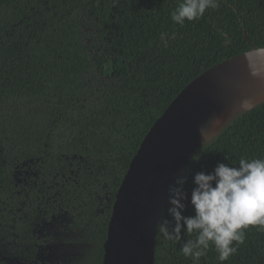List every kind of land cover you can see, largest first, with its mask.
Returning <instances> with one entry per match:
<instances>
[{
  "label": "trees",
  "instance_id": "1",
  "mask_svg": "<svg viewBox=\"0 0 264 264\" xmlns=\"http://www.w3.org/2000/svg\"><path fill=\"white\" fill-rule=\"evenodd\" d=\"M180 2L0 0V264H103L116 196L149 130L205 71L264 49V0H218L183 26L170 17ZM108 69L116 84L96 94L86 75ZM241 157L264 158V102L208 135L171 184L186 167L190 196L195 172ZM167 199L158 219L171 220ZM245 236L223 264H264V230ZM191 239L156 230L153 264H193L180 252ZM199 264H221L214 247Z\"/></svg>",
  "mask_w": 264,
  "mask_h": 264
},
{
  "label": "water",
  "instance_id": "2",
  "mask_svg": "<svg viewBox=\"0 0 264 264\" xmlns=\"http://www.w3.org/2000/svg\"><path fill=\"white\" fill-rule=\"evenodd\" d=\"M264 66L253 50L224 61L189 83L155 122L135 154L116 196L103 264H153L156 222L165 194L187 156L236 115L242 99L264 102ZM251 107V108H252Z\"/></svg>",
  "mask_w": 264,
  "mask_h": 264
},
{
  "label": "clouds",
  "instance_id": "3",
  "mask_svg": "<svg viewBox=\"0 0 264 264\" xmlns=\"http://www.w3.org/2000/svg\"><path fill=\"white\" fill-rule=\"evenodd\" d=\"M218 7V0H181L170 17L173 23L183 26L186 21L202 18L208 9ZM160 39L167 47L168 35L161 33ZM224 39L229 38L225 35ZM250 67L252 77L264 81V66L250 64ZM252 103L251 98L242 99L239 108L249 110ZM201 140L202 143L207 140L203 130ZM187 172L186 167L182 168L169 185L167 212L171 220L158 219L156 230L164 239L175 241L181 239L182 232L195 233V239L182 244L181 254L199 264L214 247L223 264L236 253L234 244L245 242V232L250 226L264 230V158L241 157L238 166L220 162L211 172H195L190 196L185 190ZM189 204L193 214L185 215Z\"/></svg>",
  "mask_w": 264,
  "mask_h": 264
},
{
  "label": "rangeland",
  "instance_id": "4",
  "mask_svg": "<svg viewBox=\"0 0 264 264\" xmlns=\"http://www.w3.org/2000/svg\"><path fill=\"white\" fill-rule=\"evenodd\" d=\"M88 84L94 89L96 94H99V88H103L105 85L114 86L116 84L115 79L110 76V70L108 69L105 74L92 72L86 75L85 79Z\"/></svg>",
  "mask_w": 264,
  "mask_h": 264
}]
</instances>
